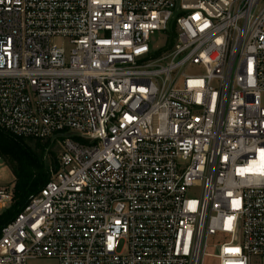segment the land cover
<instances>
[{"label": "built area", "instance_id": "obj_1", "mask_svg": "<svg viewBox=\"0 0 264 264\" xmlns=\"http://www.w3.org/2000/svg\"><path fill=\"white\" fill-rule=\"evenodd\" d=\"M263 94L264 0H0V127L62 146L0 264H264Z\"/></svg>", "mask_w": 264, "mask_h": 264}, {"label": "trees", "instance_id": "obj_2", "mask_svg": "<svg viewBox=\"0 0 264 264\" xmlns=\"http://www.w3.org/2000/svg\"><path fill=\"white\" fill-rule=\"evenodd\" d=\"M25 139L13 136L0 127V158L16 177L14 202L0 216V226L11 221L25 207L29 198L39 192L51 177L44 154L30 147ZM57 167L58 164L55 163L54 168Z\"/></svg>", "mask_w": 264, "mask_h": 264}, {"label": "rangeland", "instance_id": "obj_3", "mask_svg": "<svg viewBox=\"0 0 264 264\" xmlns=\"http://www.w3.org/2000/svg\"><path fill=\"white\" fill-rule=\"evenodd\" d=\"M264 100V94H263ZM25 142L38 151L43 153V157L46 160L49 168H54L55 163L58 164L59 155L62 150L61 143L59 141L39 140L26 138ZM16 177L14 176L11 168L0 158V185L9 186L15 188ZM27 264H59L55 258H32L27 261Z\"/></svg>", "mask_w": 264, "mask_h": 264}]
</instances>
